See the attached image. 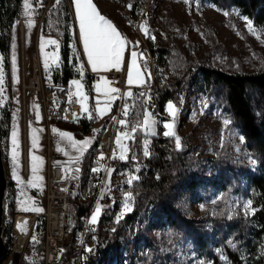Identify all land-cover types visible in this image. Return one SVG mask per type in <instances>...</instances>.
Instances as JSON below:
<instances>
[{
	"label": "rangeland",
	"instance_id": "rangeland-1",
	"mask_svg": "<svg viewBox=\"0 0 264 264\" xmlns=\"http://www.w3.org/2000/svg\"><path fill=\"white\" fill-rule=\"evenodd\" d=\"M41 1H22L20 17L14 22L10 31L11 39L7 64L3 63L0 58V109L3 106H8L11 110L8 136L0 142L5 177L7 184L10 182V186L7 185L4 202L5 223L7 225L11 222L12 233L14 218L18 216L35 218L20 264H34V252L31 249V243L34 238L37 219L34 216H41L44 210L43 169L46 157L44 134L47 126L43 121L38 120V109L34 106L32 99H28L24 103L26 97L23 98L20 78L22 43L18 36L17 22L24 21V43L25 48L28 49L34 39L36 17L41 16L50 9L57 0H51L50 7L45 9L46 4L49 2L47 0L42 5L43 10L39 14ZM134 1L137 2L135 7L132 5ZM148 1L152 6L159 8L157 25L164 33L162 39H158L154 46L160 48L165 44V46L174 47L179 54L177 55L178 61L186 59L191 63L219 68L226 73H252L264 67V30L255 28L237 10L220 11L210 4L200 3L196 0H145L146 3ZM91 2L100 15L115 27L124 41L119 66L128 47L129 41L127 42V38L132 40L129 42L130 47L133 48L135 44L137 45V40L135 41V22L141 13L140 11H142L140 6L142 7L143 0H91ZM146 3L145 6L148 5ZM69 11L70 33L73 32L76 38L72 41L71 47L77 61L84 66L81 67L82 72H85V68H87L91 74L102 75L104 78L101 93H112L107 86L105 75L118 66L108 65L93 70L80 39L75 0H69ZM133 53L135 52L131 51L129 57V68L132 67V82L129 83L128 69L127 88H139L147 83V72L136 59V55L133 57ZM133 60L135 61L134 67L132 66ZM165 61L169 73L171 62L167 59ZM41 63L44 82L52 83L50 80L51 72L59 64L50 63L44 53L41 55ZM75 79L81 80L78 77ZM161 81L165 82L166 79ZM79 85L80 87H77L76 84L71 83L69 89L72 94L81 96L79 98L82 108L81 119L87 121L93 119L92 135L82 140H76L68 132L60 133L59 142L52 145L50 153L53 160H67L68 164L64 166L65 170L70 169V167H80L82 155L90 148L92 143H96L97 133L103 125V121L106 120L109 110L105 104L96 105L94 103L92 90L91 94L88 93L87 87L89 85L86 87H83L80 83ZM99 99L97 96V100ZM170 104L175 110L174 114L169 110L168 106ZM144 112L140 128L143 130L145 137L151 138L153 135H157V130L160 127L163 128V135L171 132L172 135L166 136H172L176 141L179 138L180 147L184 146L188 150V165L193 170L192 176H199L196 188L188 192L191 197L179 190L181 194L178 205L185 216L207 220L206 229L210 231L211 223L209 219L220 215L222 211L226 213L228 219L235 216L245 217L251 214L249 198L241 189L237 190V186L243 188L245 185L243 182L238 185L237 182L238 180H246L247 171L254 172V160L245 148L239 132L213 105L212 101L206 100L196 87L190 88V90L188 89L180 95L176 102L167 103L164 114H162L164 119L159 118L157 123L152 118L147 117L148 124L146 126V114ZM225 121H228V123H225ZM166 125H171V128L166 127ZM13 133L16 134L15 144L13 143ZM62 133L64 135H61ZM132 133L133 129H128L116 139L114 155L119 162L122 161L120 159L127 158L129 152L128 140ZM85 141L87 143H84ZM146 150L147 147L144 146V152ZM129 159L134 160L133 155ZM220 163H227L236 171L238 167H242L244 174L241 176L233 173L226 174ZM221 171H225L223 172L224 182L228 180V182L226 181V194H223L220 188L205 190L203 181L217 178ZM80 176L81 173L77 178ZM110 178L109 181L112 186L111 202L94 208L87 218L88 223L98 224L100 217L103 216L105 218L103 220L104 228L107 223L120 221L133 209L132 196L126 191V188L134 180L132 172L128 167L120 166L116 172L110 175ZM9 204H12V211L8 210ZM97 209H99L98 213ZM93 216H95L94 222ZM38 218L43 219L42 217ZM84 222L81 221L78 224V228L68 245L75 257L70 260H63L62 258L59 263L85 264V261H82L85 253L92 254L95 251L96 239L91 236L85 237L88 231H84ZM152 222L156 224L151 217V211L148 210L145 214L139 215L134 222L125 225L128 233L131 234L132 241L138 238V247L141 246L139 253L136 252L137 258L146 255L147 249L143 245L141 236L144 235L143 232H148V236L153 238L159 251L167 257V264H210L208 261H202L203 258L197 255L191 241L184 242L183 239L170 240L174 236H167L160 229L157 230L151 225ZM9 242H6L4 238L5 248H9L10 252L2 264H9L13 258V254H10L12 248ZM118 252L116 262L126 260L124 248L121 247ZM95 264H113V260L108 255L101 254Z\"/></svg>",
	"mask_w": 264,
	"mask_h": 264
},
{
	"label": "trees",
	"instance_id": "trees-1",
	"mask_svg": "<svg viewBox=\"0 0 264 264\" xmlns=\"http://www.w3.org/2000/svg\"><path fill=\"white\" fill-rule=\"evenodd\" d=\"M23 0H0V58L7 64L10 31L21 14ZM200 3L210 4L220 11L235 9L251 24L264 30V0H196ZM47 0L41 1L38 10L42 12V5ZM142 3H145L143 0ZM132 5L135 7L137 2ZM139 10V9H138ZM141 10V6H140ZM42 32L56 38L59 45V65L51 72V82L56 85L67 84L70 79H75L78 74L73 70L77 58L72 54V41L75 34L70 33L69 0H57L48 9L42 18ZM162 60H170L171 67L165 82L159 77L154 82L151 95L152 103L158 113L164 114L166 104L176 102L180 95L190 88H198V91L208 101H212L220 112L229 120L231 125L243 138V144L255 161L254 172L247 171L243 188L237 186V190L249 198L251 214L241 217L227 218L226 213L209 219L211 229H206L205 219L187 217L178 205L179 190L188 193L196 188L199 176L193 175V170L188 165V150L184 146L177 148L175 138L163 135V128L157 130L150 140L151 153L145 155L142 139L145 137L140 123L144 112V103L128 100L126 103L131 108V116L128 129H133L132 136L128 140L127 158L120 161V166H126L132 172L134 180L126 188L133 199L132 211L120 221L107 223L103 227V216L100 217L96 230L95 251L92 254L85 253V264H95L99 255H108L113 264H167L165 257L158 249L153 238L148 232L141 236L143 245L147 249L146 255L137 258L138 247L136 238L131 239L127 231V223L134 222L141 214L151 211L152 222L157 230L173 235L170 240L191 241L194 251L202 261L210 264H264V67L252 73H226L219 68L207 67L201 64L191 63L184 59L178 61V52L174 47L164 46L155 48ZM88 93L91 88L88 86ZM11 110L8 106L0 109V142L5 140L9 132ZM164 119V116L161 118ZM93 119L87 121L80 119L76 123H61L59 120H51L52 126L59 128L60 132H68L76 140H82L92 135ZM106 120L103 121V125ZM132 124V125H131ZM96 150V143L82 155L80 163L81 176L75 181L79 187L85 189L88 186V171L91 166V158ZM133 155L134 160H130ZM220 166L221 171L217 178L204 180V189H222L226 194V180L223 172L233 173L239 176L244 174L242 167L237 171L227 163ZM8 187L10 182H8ZM198 199V198H197ZM79 205L78 222L86 219L94 209L90 202H84L79 195L73 199ZM12 211V204L8 205ZM147 216V215H146ZM148 218V216H147ZM6 217L3 216L4 238L6 242L11 239V222L6 225ZM80 227V225H79ZM87 232L85 237H92ZM137 246V247H136ZM44 247V221L36 219L34 238L31 249L34 252V264H45L43 259ZM124 248L126 260L117 263L118 250ZM9 248H5L3 261L9 254ZM63 260L75 257L70 247H64ZM1 262V264L3 263ZM126 261V262H125ZM62 264V263H57Z\"/></svg>",
	"mask_w": 264,
	"mask_h": 264
},
{
	"label": "built area",
	"instance_id": "built-area-1",
	"mask_svg": "<svg viewBox=\"0 0 264 264\" xmlns=\"http://www.w3.org/2000/svg\"><path fill=\"white\" fill-rule=\"evenodd\" d=\"M146 3V2H145ZM142 4L141 13L136 18L135 33L137 45L129 46L132 40L127 38L128 47L123 55L120 65L112 72L105 75L107 86L117 91L112 93H101L103 87V76L91 74L79 61L73 65V70L81 80L70 79L67 84L56 85L45 83L43 80V68L41 55L44 53L48 61L52 64H59V45L55 37L42 32L41 22L44 13L35 19L34 39L28 49L25 48L24 21L17 22V31L22 43L20 52V78L21 91L24 103L32 99L34 106L38 109V120L43 121L45 128L44 141L46 146V157L43 169L44 179V210L41 216L44 220V262L45 264H57L62 261L63 248L68 246L72 236L78 228L79 205L72 199L79 195L82 201L90 202L94 208L111 202V182L110 175L120 168L119 160L114 155L116 139L119 135L128 130V122L131 116V108L127 105V100L141 101L145 105V114L152 118L155 123L162 117L161 113H156L152 103V87L159 77L165 80L168 77L166 61L162 60L159 52L154 51L157 46L154 43L162 39L161 28L157 25L160 11L152 6L148 1L145 6ZM51 0L46 4L49 8ZM55 41V43H49ZM74 55L73 50L71 49ZM131 51L136 54V59L144 66L147 72V83L139 88H127V75L129 69V57ZM84 67V66H83ZM73 81H78L83 87L90 86L93 101L96 105L105 104L108 107L106 123L101 125L97 133L96 150L91 158V166L88 171V186L85 189L79 187L75 179L80 174V167H70L65 170L63 165L68 163L53 160L50 149L57 144L60 139V130L56 126L50 125L51 120H59L63 123H76L81 119L80 95L72 94L69 85ZM85 86H84V84ZM99 87V91L97 88ZM120 94V96H119ZM86 97L85 95H83ZM97 96L100 97L97 100ZM112 97V98H109ZM127 99L125 100V98ZM126 113V114H125ZM156 114V115H154ZM120 121H124L123 124ZM143 146L147 147V154L151 153L150 140L144 137ZM111 179V178H110ZM56 216V222L51 219ZM16 217V216H15ZM89 217V216H88ZM87 217V218H88ZM84 219V231L92 233V237L97 238L96 230L98 224H91ZM35 220V218H33ZM15 218L12 223L11 248L13 247L16 230L14 229ZM10 252V251H9ZM15 251L11 250V255ZM25 253V249L20 255V260ZM17 258V257H16ZM81 259V258H80ZM82 261H85L82 258Z\"/></svg>",
	"mask_w": 264,
	"mask_h": 264
},
{
	"label": "snow or ice",
	"instance_id": "snow-or-ice-1",
	"mask_svg": "<svg viewBox=\"0 0 264 264\" xmlns=\"http://www.w3.org/2000/svg\"><path fill=\"white\" fill-rule=\"evenodd\" d=\"M76 4V16L79 21L80 27V39L84 46L85 54L87 55L88 62L91 64L93 70H97L98 67H106L111 65L112 67H117L120 58L121 50L124 41L121 39L120 34L117 32L115 27L106 20L97 11L96 7L92 4L91 0H75ZM250 23V22H249ZM252 30L251 28L249 29ZM49 43H55V41H49ZM133 53V57H135ZM133 67L135 66V61L133 60ZM132 67L129 68V83H131ZM139 75V74H138ZM77 87H80L78 81H73ZM99 91V87L97 88ZM110 92L117 91L116 89H109ZM170 112L174 114V108L170 104ZM103 114V113H101ZM126 114V113H125ZM121 124L124 121H120ZM228 123V121H225ZM148 124V118L145 117V125ZM166 127L171 128V125H166ZM15 133H13V143L15 144ZM61 135H64L63 133ZM165 135H172L171 132L165 133ZM243 139V138H241ZM84 143H87L85 141ZM177 148L180 147L179 138H177ZM147 155V152H145ZM15 158V154H14ZM36 159V158H34ZM255 163V161H253ZM99 209H97V213ZM95 221V216H93V222Z\"/></svg>",
	"mask_w": 264,
	"mask_h": 264
},
{
	"label": "bare ground",
	"instance_id": "bare-ground-1",
	"mask_svg": "<svg viewBox=\"0 0 264 264\" xmlns=\"http://www.w3.org/2000/svg\"><path fill=\"white\" fill-rule=\"evenodd\" d=\"M25 99V98H24ZM51 219L56 222V216L52 215ZM34 220L32 217L28 216H18L15 218L14 229L16 230V238L12 249L17 254V258L11 264H20V255L25 249L28 239L31 235L33 229Z\"/></svg>",
	"mask_w": 264,
	"mask_h": 264
},
{
	"label": "water",
	"instance_id": "water-1",
	"mask_svg": "<svg viewBox=\"0 0 264 264\" xmlns=\"http://www.w3.org/2000/svg\"><path fill=\"white\" fill-rule=\"evenodd\" d=\"M6 189H7V181L5 177L3 156L0 147V264L3 261L4 252H5L3 216H4V202H5ZM16 257L17 254L14 253L10 263H12Z\"/></svg>",
	"mask_w": 264,
	"mask_h": 264
},
{
	"label": "crops",
	"instance_id": "crops-1",
	"mask_svg": "<svg viewBox=\"0 0 264 264\" xmlns=\"http://www.w3.org/2000/svg\"><path fill=\"white\" fill-rule=\"evenodd\" d=\"M99 97V96H98ZM100 98V97H99ZM109 98H112V97H109ZM65 133V132H64ZM57 161H61V162H66L67 160L66 159H55ZM120 160H123V159H120ZM68 163V162H66ZM66 166V165H63V167Z\"/></svg>",
	"mask_w": 264,
	"mask_h": 264
}]
</instances>
